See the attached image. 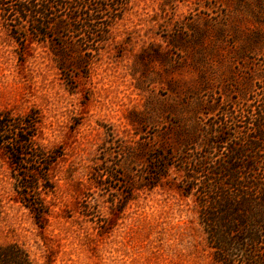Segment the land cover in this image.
Listing matches in <instances>:
<instances>
[{
  "label": "rangeland",
  "instance_id": "rangeland-1",
  "mask_svg": "<svg viewBox=\"0 0 264 264\" xmlns=\"http://www.w3.org/2000/svg\"><path fill=\"white\" fill-rule=\"evenodd\" d=\"M1 23L0 113L33 112L37 146L57 159L37 186L41 229L19 199L39 164L0 140V245L35 264H219L176 170L154 189L146 179L153 158L196 140L209 106L255 88L243 76L264 58V0H132L88 70L60 72L50 42L21 48Z\"/></svg>",
  "mask_w": 264,
  "mask_h": 264
},
{
  "label": "trees",
  "instance_id": "trees-1",
  "mask_svg": "<svg viewBox=\"0 0 264 264\" xmlns=\"http://www.w3.org/2000/svg\"><path fill=\"white\" fill-rule=\"evenodd\" d=\"M131 7L132 0H0V17L21 48L50 42L62 72L66 62L88 70ZM254 73L243 76V82L258 77L248 96H236L233 105L209 106L205 115L210 123L203 121L196 140L153 158L157 172L146 179L154 181L148 184L154 189L176 170L171 179L184 197L195 198L199 222L219 264H264V58ZM35 116L0 113V140L12 148V157L28 155L39 164L32 176L21 177L28 183L19 199L44 229L49 212L37 186L51 174L57 157L37 146ZM12 164L18 165L14 159ZM0 264L35 263L18 243H8L0 245Z\"/></svg>",
  "mask_w": 264,
  "mask_h": 264
}]
</instances>
